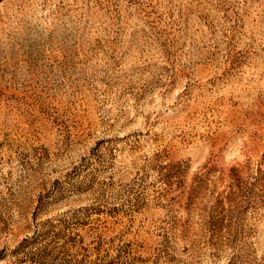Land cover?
Listing matches in <instances>:
<instances>
[{"label":"rangeland","instance_id":"obj_1","mask_svg":"<svg viewBox=\"0 0 264 264\" xmlns=\"http://www.w3.org/2000/svg\"><path fill=\"white\" fill-rule=\"evenodd\" d=\"M0 264H264V0H0Z\"/></svg>","mask_w":264,"mask_h":264}]
</instances>
